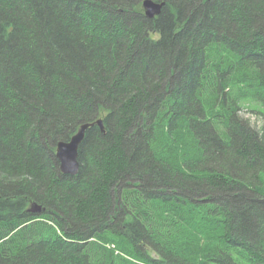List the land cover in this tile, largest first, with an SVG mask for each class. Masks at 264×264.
<instances>
[{
	"label": "trees",
	"instance_id": "16d2710c",
	"mask_svg": "<svg viewBox=\"0 0 264 264\" xmlns=\"http://www.w3.org/2000/svg\"><path fill=\"white\" fill-rule=\"evenodd\" d=\"M142 1L0 0V264H264V0Z\"/></svg>",
	"mask_w": 264,
	"mask_h": 264
},
{
	"label": "water",
	"instance_id": "95a60500",
	"mask_svg": "<svg viewBox=\"0 0 264 264\" xmlns=\"http://www.w3.org/2000/svg\"><path fill=\"white\" fill-rule=\"evenodd\" d=\"M165 1L159 2L156 0H143L142 6L146 16L155 17L160 14ZM98 125L100 129L105 132V124L103 118H98L94 121L82 123L77 131L71 136L69 140H61L57 143L56 156L60 162V170L65 174L75 175L79 171V146L85 137L86 131L89 127ZM30 210L33 212H41L42 206L34 203Z\"/></svg>",
	"mask_w": 264,
	"mask_h": 264
},
{
	"label": "rangeland",
	"instance_id": "374dc122",
	"mask_svg": "<svg viewBox=\"0 0 264 264\" xmlns=\"http://www.w3.org/2000/svg\"><path fill=\"white\" fill-rule=\"evenodd\" d=\"M240 114L243 117L248 118L251 121V123L254 126H256L257 128H260L261 127V125H262V119H261V116L260 115H257L255 113L251 112L250 109H247L245 107L241 110Z\"/></svg>",
	"mask_w": 264,
	"mask_h": 264
}]
</instances>
